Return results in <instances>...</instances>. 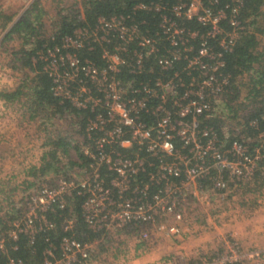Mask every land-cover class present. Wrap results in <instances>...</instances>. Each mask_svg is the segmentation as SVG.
Masks as SVG:
<instances>
[{"label": "built area", "instance_id": "1", "mask_svg": "<svg viewBox=\"0 0 264 264\" xmlns=\"http://www.w3.org/2000/svg\"><path fill=\"white\" fill-rule=\"evenodd\" d=\"M220 1H138L133 11L151 13L154 23L133 12L101 14L94 24L79 25L36 51L53 93L91 111L83 147L89 167L60 176L55 184L38 181L9 236L22 232L33 244L38 233L54 228L48 213L64 208L75 191L86 225L108 231L110 241L125 234L135 247L140 239L178 237L188 229L180 223H191L214 201L233 198L232 187L253 177L257 161L264 159V124L253 146L238 138L225 143L204 122L229 84L225 54L243 28L239 14L245 0ZM97 44L103 45L102 63L79 54ZM248 123L257 126L258 119ZM103 166L111 173L108 179ZM74 222L73 216L63 219L65 233L57 243L44 237L35 263L10 254L1 236L0 264H102L108 250L93 254L102 236L80 240L68 232ZM124 227L130 231H120ZM134 249V254L146 250ZM244 258L246 252L226 234L219 252L195 264H242Z\"/></svg>", "mask_w": 264, "mask_h": 264}, {"label": "trees", "instance_id": "2", "mask_svg": "<svg viewBox=\"0 0 264 264\" xmlns=\"http://www.w3.org/2000/svg\"><path fill=\"white\" fill-rule=\"evenodd\" d=\"M138 1L142 0H29L26 4L3 5V0H0V57L5 59V65L15 77L13 85L0 86V99L13 110L16 125L25 130V138L41 143L37 163L29 159L28 152L22 149L19 155L23 162H27V166L20 171H12L0 181V237L4 236L10 254L31 263L38 262L46 244L44 237L49 235L57 243L65 233L61 223L70 216L75 218V222L68 232L76 238L92 241L102 236L96 245L97 252L93 254L99 255L109 250V232H94L86 225L82 216V198L75 191L66 197L64 208H55L48 213V217L55 222L54 228L38 233L33 244L22 232L17 234V238H12L8 232L12 228V221L23 215L29 192L38 181L45 179L55 184L60 176L81 174L89 167L83 147L89 142L84 128L86 117L91 111L89 108H78L53 93L51 77L44 70L43 62L36 57V51L45 43L59 40L61 35L72 34L79 25L94 24L96 17L101 14L133 12L136 16L148 15L154 23L151 13L133 11ZM224 1L221 0L220 4ZM263 5L264 0H245L242 4L239 17L243 28L233 49L225 54L229 84L204 115V122L213 125L225 143L238 138L255 146L259 141L258 132L263 129ZM222 24L226 25L224 21ZM102 48V44H97L90 50H79V54L102 63ZM251 118L258 119L257 126L248 123ZM102 173L105 179L111 176L104 166ZM232 189L230 195H236L237 204L242 205H253L255 193L264 195V159L257 161L250 180L241 181ZM230 199L221 202L223 209L228 208ZM214 208L211 213L219 211V204L214 205ZM198 215L199 212L196 217ZM120 231L128 233L130 230L124 227ZM156 239H140L135 248L148 249ZM14 245L17 248H13ZM3 259L4 256L0 255V262Z\"/></svg>", "mask_w": 264, "mask_h": 264}, {"label": "crops", "instance_id": "3", "mask_svg": "<svg viewBox=\"0 0 264 264\" xmlns=\"http://www.w3.org/2000/svg\"><path fill=\"white\" fill-rule=\"evenodd\" d=\"M29 1V0H27ZM25 0H3V5L12 3L13 5L25 4ZM7 107V108H6ZM5 110L1 109L0 114L8 113L12 114L13 110L11 107L6 106L4 103ZM7 111V112H4ZM15 115V114H14ZM10 117L7 119V128L13 129L11 135H7L3 132H0V135H3V138H0V181L4 179L12 171H16V167L20 166L21 157L19 151L25 149L28 154H31L32 144L29 139H25L22 133L18 134V126L16 125V116L15 122L10 121ZM5 123H2L4 125ZM5 132H9L8 129H5ZM33 140V139H32ZM38 144L41 143L38 141ZM39 154V153H38ZM37 155V154H36ZM17 159L19 161L17 162ZM39 161V159H38ZM18 167L17 171H19ZM261 196V197H260ZM257 199V204L254 206H248L247 209H244V204L239 207L238 205L231 208L232 212H227L226 208H222L221 202L214 201L211 206L204 208L201 212V215H198L195 219L191 220L190 225L193 226H204L208 222H214V220L219 221L221 227L213 230L214 232L210 235L207 233L199 237L189 238L188 236H178V243H171L170 246H164V243H160L158 246L160 248L154 249L157 251L156 254H147V255H137V259H133L128 264H193L198 262L201 257V253L208 250L213 252L215 250H221L223 248V235L225 231L229 232L233 238H237L239 241L243 240V244L249 245L251 243H256L258 240L264 242V195H260ZM253 200V199H252ZM254 201V200H253ZM219 204V211L211 213L214 205ZM210 207V208H209ZM218 208H214L216 210ZM233 209V210H232ZM204 214V215H202ZM221 222V223H220ZM216 223V222H214ZM185 224L184 222L182 223ZM190 229V228H189ZM184 233V232H183ZM164 238V237H161ZM167 238V237H165ZM174 239V236L170 237ZM257 238H259L257 240ZM175 241V240H174ZM167 247V248H166ZM166 248V249H165ZM153 252V251H152ZM182 262H180V257ZM193 262V263H192Z\"/></svg>", "mask_w": 264, "mask_h": 264}, {"label": "rangeland", "instance_id": "4", "mask_svg": "<svg viewBox=\"0 0 264 264\" xmlns=\"http://www.w3.org/2000/svg\"><path fill=\"white\" fill-rule=\"evenodd\" d=\"M263 8H264V5H263ZM262 37L264 39V33H262ZM14 81H15V77L10 72V68L5 65V59L3 57H0V86H4V85L11 86V85H13ZM3 107H4V104L1 103V101H0V113H1V109ZM4 112H7V111H4ZM11 114H12V117L8 113L0 114V132H3V133H5V134H7L9 136L13 132V129L7 128L8 124L5 123V121L8 122L7 119L9 117L11 118L10 121H14V122L16 121L14 112H11ZM2 123H5V124L2 125ZM5 129H8L9 132H5ZM17 130H18V134L22 133L24 137L26 136L24 128L18 126ZM0 138L5 139L3 137V135H0ZM29 140L32 141L31 144H32V149L33 150L31 151V154H29L28 158L32 159L34 162L37 163L38 159L35 156H36V154H38L40 152V144H38L39 140H35V139L32 140L31 138ZM18 161H19V159H17V162ZM26 164H27V162H23L21 160L20 166H18V167H20L19 169L22 170L23 168H25ZM18 167H16V169H15L16 171H17ZM16 171H14V172H16ZM10 174H11V172H10ZM260 195H261V193H255L254 196L259 198ZM254 196H253L254 203H253V205H251V203H250L249 207L250 206H254L255 204H257V199L254 198ZM230 197H231V199L229 200L230 202H228L227 212H232L231 208H233L236 205H238L239 207H241V205H242V204L240 205V203L237 204L238 197L236 195L233 198H232V196H230ZM244 205H245L244 209H247L246 207H248V206H246V203ZM247 205H248V203H247ZM196 210H195V212H196ZM198 211H200V210H198ZM199 215H201V214L199 213ZM202 215H204V214H202ZM214 222H216V223H214ZM214 222L213 221L212 222H208L204 226H200V227H198V226L196 227V226L190 225V223L184 224V225L182 223H180L181 227H183V226H187L188 227L187 230L183 231L184 233L182 232L181 236H188L189 238H193V237H199L197 234H200V236L205 234V233H207L206 235H210V234H212L214 232L213 230H215L217 228L219 229L221 227V225L219 224V221L214 220ZM226 234H230V233L225 231L224 233H222L223 237ZM231 237H232V235H231ZM120 238L121 237H118L117 240H111L110 241V247H109L110 249L108 250V252H105V254L100 258V261L102 262V264L103 263L104 264H128L129 261L131 262L133 259H135V258L137 259V255L138 256L144 255V254L147 255V254H150V253L157 255L158 253L154 249L160 248L158 246L160 243L163 242L164 246L168 247V246L171 245V243H178L177 239L179 237L174 236V239L169 238V237H167V238H165V237L164 238H157L156 242L153 244V246L151 245L145 251H140V253H137V254H134V250H135L134 248L135 247H133V245H134L133 244V242H134L133 239L129 238V236H126L125 234L122 235L121 239ZM154 238H156V237H154ZM233 239L239 244V246L247 254L248 259L244 258L243 259L244 262L242 264H264V242L258 240L259 238H257L258 241L256 243H251L250 242L249 245H247V244L245 245V244H243V240L239 241L237 238H233ZM219 251L220 250H215L213 252H210V251L206 250L203 253H201V257L199 258V260L202 257H206L208 255L211 256V255H213V254H215V253H217ZM255 252H258V254H255ZM249 253H251V255H249ZM179 261L180 262L183 261L181 257H180Z\"/></svg>", "mask_w": 264, "mask_h": 264}]
</instances>
